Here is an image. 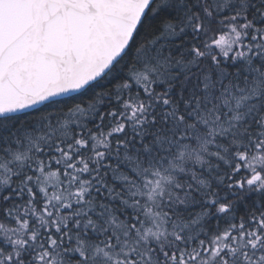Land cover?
<instances>
[{
  "label": "snow or ice",
  "instance_id": "1",
  "mask_svg": "<svg viewBox=\"0 0 264 264\" xmlns=\"http://www.w3.org/2000/svg\"><path fill=\"white\" fill-rule=\"evenodd\" d=\"M0 264H264V0H0Z\"/></svg>",
  "mask_w": 264,
  "mask_h": 264
}]
</instances>
